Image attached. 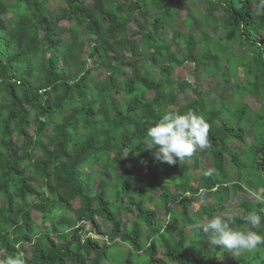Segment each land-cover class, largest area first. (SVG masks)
Segmentation results:
<instances>
[{
    "label": "trees",
    "instance_id": "obj_1",
    "mask_svg": "<svg viewBox=\"0 0 264 264\" xmlns=\"http://www.w3.org/2000/svg\"><path fill=\"white\" fill-rule=\"evenodd\" d=\"M12 1L16 13L7 29L9 6L0 0V259L27 246L25 264H264V244L245 256L210 246L202 230L193 228L187 198L200 188L213 191L215 201L200 205L202 216L221 213L227 163L237 173L228 187L231 194L264 188V10L259 0H206L204 21L224 30L211 43L207 33L197 41L181 39L178 29L168 36L166 0H62L63 7L50 16L44 12L48 0ZM72 21L85 24L93 35L90 57L113 51L123 61V50L135 58L142 48L160 60L157 76L143 75L136 64L122 81L105 76L90 94L91 69L78 60L80 42ZM131 23L148 30L107 42ZM65 31L71 33L68 39L62 38ZM137 36L143 38L141 45ZM235 41L248 48L239 60L248 62V78L243 88L234 84V96L258 94L261 103L252 111L246 103L219 99L205 112L203 100L196 98L177 109H191L211 126V148L200 152L209 158L212 172L200 178L198 187L185 175L184 162L163 165L143 149L142 141L148 127L165 114L163 107L191 90L188 82L177 80L178 93L171 91L174 69L188 61L198 73L212 50L218 52V63L229 61L233 52H224ZM115 69L124 71L121 64ZM221 76L229 80L227 72ZM33 78L40 81L37 86L31 84ZM248 128L250 141L242 158L229 144L247 140ZM118 166V208L133 213V221L122 222L113 213L105 179H97V191L93 188L94 175L107 176ZM261 208L247 199L239 204L244 214L261 215L255 230L264 237ZM158 210L167 216L159 226ZM97 218L108 231H101ZM232 226L245 223L238 219ZM88 231L95 238L84 237Z\"/></svg>",
    "mask_w": 264,
    "mask_h": 264
},
{
    "label": "rangeland",
    "instance_id": "obj_2",
    "mask_svg": "<svg viewBox=\"0 0 264 264\" xmlns=\"http://www.w3.org/2000/svg\"><path fill=\"white\" fill-rule=\"evenodd\" d=\"M9 6L8 12L4 16L5 20V27L9 29L12 26L13 23V16L16 13V7L13 5L12 0H6ZM170 2V9L167 11V15L170 18V24L171 28L169 31H167L168 36H170V31L174 29H178L181 32V39H188L191 38L195 41L200 39V35L207 33L210 39V43L215 40L217 36H220L221 33L224 34V30L219 28L218 30L214 28L213 23L204 21V15H205V9L207 6L206 0H181L182 5L176 3L175 0H166ZM180 1V0H179ZM64 3L62 0H48L47 4L44 7V12L50 15H54L55 11L61 7H63ZM121 18V16H120ZM71 27H74L78 30V33L75 34V39L77 42H80V44H77L79 47V55L78 60L85 62L87 64V67L91 69L90 71V78L92 80V83L89 84V93L91 94L92 89H94V85L99 84L100 82L104 81L105 76H114L117 78V80L122 81L124 78L128 77L132 73V69L136 66V64L139 67V71L143 75L148 76H157V67L160 65V60L156 61L152 58L151 51L142 50L140 48L139 57L131 56L128 52L123 50L121 52V56L124 58H115L113 51H107L105 55H102L101 57H98L96 54L92 55L91 50L94 46L92 43V37L93 35L88 34L85 24L78 25L75 23V21H72L70 23ZM140 31V32H146L148 29L140 27L136 23L128 24L126 27V30L123 34L118 35L114 39L109 38L107 39L108 43H112L114 40H118L121 38H133L134 36L133 31ZM71 33L65 31L62 34V38L68 39L70 37ZM167 36V38H168ZM137 44L141 45L143 42V38L141 36H137ZM164 41V40H162ZM231 42L234 41L233 38L230 40ZM175 49L178 51L177 45H175ZM200 49V43L198 42L195 46L194 50L198 51ZM228 51L233 52V56H231L229 61H221L218 63L219 56L218 52H214L213 50L210 52V59L209 63L202 68V71L195 73L194 72V65L191 62H184L182 66L176 67L174 69L173 75L171 76V80L173 82V87L171 88V91L173 93H178L177 88L175 87V83L177 80H185L188 82L191 86V90L184 91L182 93L177 94L175 104L165 105L163 107L164 111H168L171 109H178L181 106L186 105L187 103L195 100L196 98H200L204 102V111H209L212 109L214 104L217 103L219 99L223 100H230L235 103L243 102L246 103L250 110L255 111L258 109L261 101L260 96L258 94L255 95H244L242 98H236L234 96L235 89L234 84H237L239 88L245 87L244 81L248 78L247 73V65L248 62L244 61V63H240V56L243 54L248 53V48L241 43L235 41L233 43V46H231L229 49H227L224 53L227 54ZM104 63V64H101ZM116 64L123 65L124 71L120 72L115 69ZM73 69L76 68V65H72ZM225 71L228 74L229 80H224V78L221 76V73ZM38 78H33L31 81V84L34 86H37L39 84ZM195 90V92H194ZM121 93V92H120ZM112 95V93H111ZM146 96H150L149 94H146ZM117 99H120V96L116 95ZM126 100H121V102H125ZM103 104H105L104 101H102ZM249 128L246 132L247 140L245 141H238V142H231L229 145L232 149L237 150L240 156L243 158L245 156V148L248 142L250 141V132ZM29 132H32V127L29 129ZM17 143H20V139H17ZM153 157V155H152ZM154 158V157H153ZM200 159L199 166H195V159ZM160 162V161H159ZM185 166L188 167V172L185 173L187 177H189L190 180H192L193 184L197 185L199 187L200 178L205 175L206 173L212 172L211 165L209 158L207 155L201 153L200 151H197V153L193 156V158L188 161L184 162ZM165 165L167 163H162ZM99 168L97 167L93 174L97 173ZM121 168L120 166L116 167L115 170L110 172L107 176L103 173L100 174L98 177L94 175V191H97V179H105L108 184V189L105 193L106 198L108 201L111 202V206L113 209V213L120 218L122 222H126V220H134V214H128L123 209L118 208V205L120 203V200L115 196V185L117 183V179L120 175ZM227 174L229 182L226 184L228 189L225 192V208L221 210V212L226 211L228 205H235L239 208V204L243 199H247L251 202H255L251 197L250 194H244V193H238L237 195L231 194V191L229 190L230 184L236 180V170L229 167V164L227 163ZM201 189V188H200ZM199 189V190H200ZM198 190V192H199ZM213 191H207L206 190V198L204 201H201L196 194L193 195H187V198H189V207H188V213L189 217L194 223H197L199 221L203 220V216L200 210L201 204H211L215 200H213L212 197ZM158 192H154L153 195L156 196ZM176 213L178 212L177 205L174 206ZM158 216L159 223L157 226L160 225L161 221H164L167 219L166 215L163 214L161 210H158ZM34 218L38 221V216L34 214ZM96 223L99 225L102 232L108 231V227L106 223L100 218L96 219ZM90 224H86V229L89 228ZM246 227V225L244 226ZM242 227V228H244ZM86 235H90L92 238H95V235L93 232L88 231ZM105 243V237H102L100 239V242ZM24 251L25 257L29 256V249L27 246L22 247ZM250 253V252H249ZM248 252L243 253V255H247Z\"/></svg>",
    "mask_w": 264,
    "mask_h": 264
},
{
    "label": "clouds",
    "instance_id": "obj_3",
    "mask_svg": "<svg viewBox=\"0 0 264 264\" xmlns=\"http://www.w3.org/2000/svg\"><path fill=\"white\" fill-rule=\"evenodd\" d=\"M259 8L264 10V0H259ZM210 125L203 115L189 109L180 113L171 109L156 120L146 132L142 141L143 149L151 152L154 159L162 163L174 165L190 161L197 151L211 148L209 140ZM210 174V173H206ZM204 201L206 189L197 193ZM250 197L260 205H264V188L251 190ZM264 212V208H261ZM241 220L246 227H233L236 220ZM261 224V215L255 211L246 214L235 205H228L226 211L205 217L193 225L194 230H202L207 237V243L215 248H223L233 256L252 252L264 244V237L255 229ZM0 264H25L24 251L20 249L15 255H5Z\"/></svg>",
    "mask_w": 264,
    "mask_h": 264
},
{
    "label": "built area",
    "instance_id": "obj_4",
    "mask_svg": "<svg viewBox=\"0 0 264 264\" xmlns=\"http://www.w3.org/2000/svg\"><path fill=\"white\" fill-rule=\"evenodd\" d=\"M86 237H91L90 235H86ZM92 238V237H91Z\"/></svg>",
    "mask_w": 264,
    "mask_h": 264
}]
</instances>
